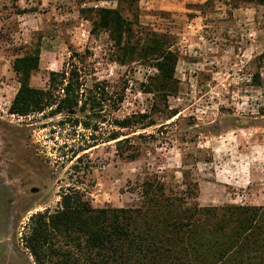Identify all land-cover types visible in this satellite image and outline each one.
<instances>
[{"label": "rangeland", "instance_id": "1", "mask_svg": "<svg viewBox=\"0 0 264 264\" xmlns=\"http://www.w3.org/2000/svg\"><path fill=\"white\" fill-rule=\"evenodd\" d=\"M97 9L116 10L132 23V59H116L108 34L92 32ZM151 34L176 57L167 102L177 116L131 135L144 136L133 140L140 151L135 161L119 159L106 143L76 162L69 150L81 136L73 140L75 130L56 126L61 117L9 115L19 88L13 62L35 48L40 59L30 87L44 89L49 73L80 54L87 87L106 81L125 90L115 118L149 111L157 71L141 48L158 41ZM75 133L87 139L81 129ZM154 177L175 192L188 187L189 202L201 208L264 206V6L247 0H0V264H33L20 243L24 227L32 215L55 211L62 191L79 190L94 207L122 208L136 203L139 184Z\"/></svg>", "mask_w": 264, "mask_h": 264}, {"label": "trees", "instance_id": "2", "mask_svg": "<svg viewBox=\"0 0 264 264\" xmlns=\"http://www.w3.org/2000/svg\"><path fill=\"white\" fill-rule=\"evenodd\" d=\"M247 1L264 6V0ZM94 15L92 32L108 34L116 59H132L137 49L131 44L132 23L116 10L97 9ZM151 37L158 40L155 34ZM161 46L158 40L141 48L147 52L145 61L157 71L154 87L148 90L156 102L145 113L115 118L125 90L106 81L87 87L80 54H71L61 71L49 73L44 89L30 87L39 48L13 62L19 88L8 113L61 117L56 126L86 132V140L75 131L71 136H81L80 144L69 150L76 162L84 157L80 154L106 143H113L119 159L135 161L140 151L133 140L144 136L131 135L177 116L167 102L176 57ZM106 126L114 130L103 133ZM137 191L139 200L122 208L94 207L79 190L62 191L55 211L28 219L21 246L33 264H264V206L201 208L189 202L193 194L188 187L175 192L157 177L143 180Z\"/></svg>", "mask_w": 264, "mask_h": 264}]
</instances>
